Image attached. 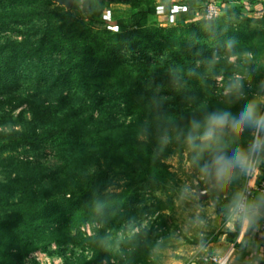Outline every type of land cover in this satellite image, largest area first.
Instances as JSON below:
<instances>
[{
    "label": "rangeland",
    "instance_id": "1",
    "mask_svg": "<svg viewBox=\"0 0 264 264\" xmlns=\"http://www.w3.org/2000/svg\"><path fill=\"white\" fill-rule=\"evenodd\" d=\"M173 1L178 3L166 11L164 3ZM156 5L157 13L150 18V27L186 25L189 22L185 20L193 16L181 0H158ZM14 9L27 14L36 11L33 21L28 15L22 17V23L12 21L8 13ZM129 9V3L116 0H73L70 6L57 0H0V44L22 47L37 42L40 36H32L33 31H42L53 11V16L68 11L89 29L112 33L114 22L126 16ZM246 16H250L246 9H232L209 20L213 25L222 21L230 23L232 28L251 30L248 37H242L243 42L233 43L239 45L233 48L237 53L228 57L223 75L205 73L200 63L190 70H180L166 52H150L149 57L126 53L131 71L123 78L137 96L147 99L152 91L161 88L165 91L162 96L166 101L153 103L166 105L155 126L166 125L173 135L164 139L153 137L155 154L150 155L151 165L160 170L161 178L141 181L132 189L128 217L116 232L103 219L92 221L83 227L92 236L87 245L50 243L24 256L23 264H189L203 254L204 247L214 238L236 228L239 222L231 205L235 194L243 188L245 173L237 172L226 187H221L212 176L201 171V165L210 163L221 151L231 154L237 146H247L254 130L249 129L238 138L225 130L219 143L200 153L198 159L186 136L190 122L203 121L210 112L235 113L253 100L264 110V17L252 15L256 21L249 25L244 21ZM61 62L57 54L45 57L41 63L43 80L38 82L36 64L24 61L23 75L17 85L0 83V133L42 134V124L33 118L25 102H6L7 98L18 96L52 104V110L62 121L75 113L81 124L112 133L119 132L124 121L128 123L121 107H117L118 89L108 87L112 82L106 80V86L89 74L83 84L72 85L60 76ZM236 84L242 85L239 93L234 90ZM95 94L104 99L92 100ZM103 100L111 102L105 113L99 110ZM50 135H42L43 140L31 146L14 145L0 137V222L10 212L6 202L20 204L19 194L12 192L21 189V183L16 180H24L26 176L27 184L36 189L40 188L41 179L52 185L64 170L66 157L82 154L81 158H85L94 150L86 138ZM19 163L35 164L42 170L15 167ZM104 163L101 159L96 168L111 178L116 172L114 181L122 182L123 173L128 172L137 177L138 170H107L110 166L106 162L107 168Z\"/></svg>",
    "mask_w": 264,
    "mask_h": 264
},
{
    "label": "trees",
    "instance_id": "2",
    "mask_svg": "<svg viewBox=\"0 0 264 264\" xmlns=\"http://www.w3.org/2000/svg\"><path fill=\"white\" fill-rule=\"evenodd\" d=\"M116 1L129 3L130 9L126 16L114 22L112 33L93 31L68 11H59L56 16H53V11L45 28L40 32L33 31L32 36H40L37 42L22 47L0 44V83L17 85L23 75L21 65L24 61L36 64V79L41 82L42 61L57 54L62 59L60 76L64 81L78 86L87 81L89 74H94L106 86V80L112 82L108 87L118 89L117 107H121L128 122H123L119 132L112 133L81 124L75 113L62 121L50 103H40L28 96L6 99L7 103L25 102L33 118L42 124V134L37 131L0 133V137L9 143L31 146L43 140L46 133H51L76 140L86 138L87 144L94 150L85 158H81L82 154L66 157L64 170L52 185L41 179V186L36 189L27 184L26 176H23L24 180H16V183H21V189H13L12 192L19 194L20 204L6 202L10 212L0 222V264H23L24 256L50 243L85 246L92 236L84 232L83 227L95 220L103 219L110 224V230L116 232L128 217L132 189L141 181L161 178L160 170L151 165L150 155L155 154L153 137L164 139L173 135L172 131L166 130V125L159 123L155 126L166 105L153 103L165 102L162 96L165 91L162 88L152 91L147 99L137 96L123 78L131 71L126 53L149 57L150 52H166L180 70H190L200 63L205 73L223 75L222 69L229 63L228 57L237 53L234 46H239H229L228 42H243L242 37H248L251 31L247 27H229L230 23L222 21L214 22V25L209 22L204 14L211 0H181L197 15L186 19L189 22L186 25L177 24L168 28L150 27V18L157 13L158 0ZM177 3L165 2L164 9L167 11L170 5ZM244 5V0H230L224 5L220 2L219 15L232 9L244 10ZM35 12L27 14L14 9L8 17L22 23V17L28 15L33 21ZM257 15L264 17V9ZM244 21L250 25L256 17L246 16ZM100 97L95 94L92 100ZM110 103L109 100L101 101L99 110L107 112ZM101 159L110 166L108 168L106 164L107 170H138L137 177L131 172L127 175L122 172L123 181H114L118 176L116 172L111 178L96 168ZM29 165L19 163L15 167L42 170L35 164ZM117 188L121 190L116 192L114 189ZM239 229L240 223L236 225V231Z\"/></svg>",
    "mask_w": 264,
    "mask_h": 264
},
{
    "label": "clouds",
    "instance_id": "3",
    "mask_svg": "<svg viewBox=\"0 0 264 264\" xmlns=\"http://www.w3.org/2000/svg\"><path fill=\"white\" fill-rule=\"evenodd\" d=\"M229 46L234 42L229 41ZM242 85L236 84L234 90L239 93ZM254 130V134L247 146H237L231 154L221 151L214 155L210 163L201 165V171L212 176L221 187H226L237 172L251 173L256 166L254 159L258 154L264 153V110H261L256 101H249L238 111L217 110L207 114L203 121L193 119L186 141L197 154L210 146L219 143L225 130L233 137L242 136L247 130ZM257 205L249 201L248 194L237 192L233 198L231 210L242 213L245 218L254 214Z\"/></svg>",
    "mask_w": 264,
    "mask_h": 264
},
{
    "label": "crops",
    "instance_id": "4",
    "mask_svg": "<svg viewBox=\"0 0 264 264\" xmlns=\"http://www.w3.org/2000/svg\"><path fill=\"white\" fill-rule=\"evenodd\" d=\"M216 1L224 5L230 0ZM244 3V10L246 9V13L250 16L264 9V0H244ZM185 8L193 16L197 15L186 6ZM261 170L264 171V163ZM252 202L257 205V209L248 218H243L240 229L236 231V228L232 227L228 233L218 235L204 247L203 254L199 257L202 255L224 257L227 259L226 264H264V235L259 228L261 216L264 213V197L257 194Z\"/></svg>",
    "mask_w": 264,
    "mask_h": 264
},
{
    "label": "built area",
    "instance_id": "5",
    "mask_svg": "<svg viewBox=\"0 0 264 264\" xmlns=\"http://www.w3.org/2000/svg\"><path fill=\"white\" fill-rule=\"evenodd\" d=\"M221 6L220 2L211 0L206 6L204 17L211 19L217 17L220 14ZM264 135V133H260ZM254 159L257 161L255 168L251 173H245L244 184L241 192L248 194L249 201L252 202L257 194L264 197V172L261 170V166L264 163V153L258 154ZM238 222L240 223L244 215L242 213L235 212ZM259 228L264 235V213L261 216ZM227 259L215 255H202L201 257H195L189 264L212 263V264H226Z\"/></svg>",
    "mask_w": 264,
    "mask_h": 264
},
{
    "label": "water",
    "instance_id": "6",
    "mask_svg": "<svg viewBox=\"0 0 264 264\" xmlns=\"http://www.w3.org/2000/svg\"><path fill=\"white\" fill-rule=\"evenodd\" d=\"M57 1H59V2H63V3H65V4H67L68 6H70V5L72 4V1H73V0H57Z\"/></svg>",
    "mask_w": 264,
    "mask_h": 264
}]
</instances>
